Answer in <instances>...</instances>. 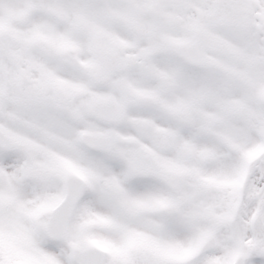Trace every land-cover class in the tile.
<instances>
[{"label":"snow or ice","instance_id":"snow-or-ice-1","mask_svg":"<svg viewBox=\"0 0 264 264\" xmlns=\"http://www.w3.org/2000/svg\"><path fill=\"white\" fill-rule=\"evenodd\" d=\"M0 264H264V0H0Z\"/></svg>","mask_w":264,"mask_h":264}]
</instances>
